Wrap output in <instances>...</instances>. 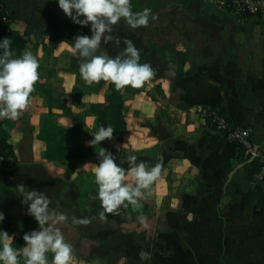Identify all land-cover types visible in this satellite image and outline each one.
<instances>
[{"label": "crops", "instance_id": "obj_1", "mask_svg": "<svg viewBox=\"0 0 264 264\" xmlns=\"http://www.w3.org/2000/svg\"><path fill=\"white\" fill-rule=\"evenodd\" d=\"M2 1L24 15L13 16L17 28H11L29 33L27 49L39 60L41 86V94L30 99L43 102L41 110L26 115L30 131L35 130L27 152L13 145L17 166L0 163V212L15 219L17 233L38 229L22 203L36 190L50 199V209L68 217L56 227L72 245L70 264H264V182L238 167L236 146L201 114L202 108H217L232 124L250 128L253 148L264 152V15L239 18L215 6L216 0H178V16H155L147 26L131 28L122 18L113 25V39L102 42L96 54L116 57L130 40L140 50V63L155 74L140 88H123L122 140L113 136L92 145L102 124L89 104L104 102L111 81L85 82L82 58L71 51L74 40L60 37L63 32L77 36V29L60 26L67 16H55L46 0ZM22 22L26 26H19ZM55 74L57 89L48 81ZM73 88L83 92L82 105L74 103ZM48 93L58 100L51 107ZM49 110L65 130L66 144L87 149L69 173L68 161L46 160L38 139ZM102 148L122 162L125 183H134L130 155L137 163L161 167L139 207L122 206L105 220L99 218L100 200L93 199ZM74 218L90 223L77 224ZM142 252L150 259L142 260Z\"/></svg>", "mask_w": 264, "mask_h": 264}, {"label": "clouds", "instance_id": "obj_2", "mask_svg": "<svg viewBox=\"0 0 264 264\" xmlns=\"http://www.w3.org/2000/svg\"><path fill=\"white\" fill-rule=\"evenodd\" d=\"M58 6L73 23L81 27H90L91 35L77 36L71 51L82 58L80 74L89 85L101 80L111 81L117 90L125 86L140 88L154 76V70L148 63H140V50L132 41L126 40V48L116 57L97 51L101 43H107L113 37L110 33L113 25L122 18L131 28L147 26L150 19L156 17L150 9L133 12L131 0H57ZM82 17V18H81ZM117 44L119 40L117 39ZM11 40H0V118L15 120L19 113L31 103L30 94L39 79V60L31 51H24L14 57ZM115 129L101 125L93 135L90 144H100L112 139ZM99 163L94 169L95 184L98 191L93 199H99L102 211L99 218L105 220L106 213H118L124 206L139 207L161 172L159 164L149 167L145 162L137 163V157L130 155L127 163L131 166L129 175L134 183H125L126 170L117 162L115 156L102 148L98 152ZM24 192V186L20 187ZM50 199L43 192L28 191L22 203L27 205V213L34 217L38 229L23 236L25 244L21 250L12 247L14 237L0 229V264H20L18 257L24 258V264H70L73 258L72 245L56 225L67 221L64 213L50 209ZM4 213L0 212V223ZM74 223L87 225L89 219H73ZM51 253V261L48 254ZM142 260L150 259V254L142 252Z\"/></svg>", "mask_w": 264, "mask_h": 264}, {"label": "trees", "instance_id": "obj_3", "mask_svg": "<svg viewBox=\"0 0 264 264\" xmlns=\"http://www.w3.org/2000/svg\"><path fill=\"white\" fill-rule=\"evenodd\" d=\"M153 6V2L151 1L148 9L153 10ZM10 24L9 10L3 1L0 0V40L9 38L12 42L11 50L14 53V57H19L24 51H27L29 33L27 31L20 33L12 29ZM108 88L110 94L106 96L104 102L89 104V111L97 117L98 123L103 126H112L115 129L113 136L116 140L121 141L126 128V120L122 114L124 91L123 88L117 90L112 82L108 84ZM36 94H41L39 79L35 83L34 91L30 95L35 96ZM83 95V92L78 88H73L71 91V97L76 105H82L81 99ZM47 103L49 107H51L57 104L58 100L48 93ZM38 139L44 143V157L46 160L69 162L67 173L74 169L75 162L83 156V151L80 148L68 146L66 144L65 130L56 124L50 110L42 123V127L38 133ZM248 158L249 156H245L240 149H237V160L239 163L245 162ZM0 163L8 167H15L18 164V159L8 129V119L3 118H0ZM258 168L259 165L256 159L251 164L245 166L250 179H253ZM138 216L139 212L137 211L135 217ZM18 228V223L15 219L8 214H4V220L0 223V229L12 235L14 237V240L11 242L12 247L21 250L25 242L23 236L17 233Z\"/></svg>", "mask_w": 264, "mask_h": 264}, {"label": "rangeland", "instance_id": "obj_4", "mask_svg": "<svg viewBox=\"0 0 264 264\" xmlns=\"http://www.w3.org/2000/svg\"><path fill=\"white\" fill-rule=\"evenodd\" d=\"M151 1L153 2V5H154L153 6L154 9L151 10V13L154 16H178V13H177L178 11L176 9L177 8L176 5H177L178 0H131L132 11L133 12H141L145 8L148 9L149 3ZM201 1H204V0H201ZM221 1L222 0H216L214 5L219 7L220 9H222L225 13L228 12L229 14L233 15L232 13H230V11H228L229 9L224 4H222ZM3 3H4V1H3ZM46 4H47L46 8L48 10H52V9L55 10V16H66L63 13V10L59 8L57 0H52V1L46 0ZM21 5H23V4H21ZM6 6L9 10V14H10V23H11L10 26H12L13 28H17V21L16 20L18 18L17 17L13 18V16H24V15H21L19 13L16 15L17 6H15V5L13 6V4H10L9 2L7 3ZM25 6H23L24 10H26V11L29 10V8L27 9V6L26 7ZM40 8H42V6ZM31 15H32L31 13H28V16H31ZM52 16H54V13H52ZM227 16H230V15H227ZM233 16H235V15H233ZM25 24L26 23L22 22L20 25L19 24L18 25L19 26H26ZM60 26H62V27L64 26L66 31L69 30V28H71L73 30L77 29V34H78L77 36H82V35H88L89 36L91 34L90 27H83L81 30L80 25L73 23L72 20L68 16H67L66 20L64 21V25L61 24ZM63 36H66L67 38L73 39V40H75V38L77 37L76 35L73 36L70 32H67V33L63 32L60 35V37H63ZM36 40H39V38ZM31 44H33V41L30 43V45ZM29 50H30V47H29V49H27V51H29ZM30 51H31V53L34 52V50L32 48ZM46 62H48L49 65L47 67V71H44V73H47V75H48L50 72L49 68H51L50 67L51 61L48 60ZM55 65L58 66L57 64H55ZM62 68H64V67H62ZM55 75L49 77L48 81H50L49 86H52L55 89H57L59 87L58 84L60 83V81L58 78V74L56 76ZM62 77H60V78L62 79ZM42 103H43L42 100L31 99V103L29 104V106H27L23 111H21L15 120L8 119V129H9V133L11 136V142L13 143V145L21 147L24 150V153L27 152V150H26L27 144H28L29 140H31L33 135H34L33 131H35L34 129L32 131H30V128H29L27 120H26V117H27L26 115L29 113V110H31V109L41 110L42 109L41 108ZM37 116H39V115L37 114ZM85 152H87V149L83 150V153H85ZM83 155H85V154H83ZM20 263L24 264V259L20 258Z\"/></svg>", "mask_w": 264, "mask_h": 264}, {"label": "built area", "instance_id": "obj_5", "mask_svg": "<svg viewBox=\"0 0 264 264\" xmlns=\"http://www.w3.org/2000/svg\"><path fill=\"white\" fill-rule=\"evenodd\" d=\"M229 11L239 18L264 15V0H222ZM202 116L209 126L222 134L223 138L240 149L245 156L252 154V130L229 122L217 108H202ZM259 168L254 174L255 182H264V152L256 156Z\"/></svg>", "mask_w": 264, "mask_h": 264}, {"label": "water", "instance_id": "obj_6", "mask_svg": "<svg viewBox=\"0 0 264 264\" xmlns=\"http://www.w3.org/2000/svg\"><path fill=\"white\" fill-rule=\"evenodd\" d=\"M258 153L259 152H258L257 147H254V150H253L252 154L250 155V157L245 162L240 163L238 167L242 168V167H245L246 165L251 164L256 159V156Z\"/></svg>", "mask_w": 264, "mask_h": 264}]
</instances>
